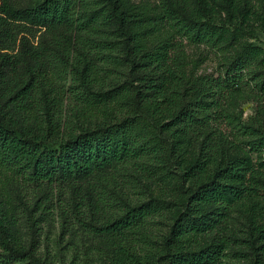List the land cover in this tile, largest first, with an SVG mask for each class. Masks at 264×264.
<instances>
[{
  "label": "trees",
  "instance_id": "obj_1",
  "mask_svg": "<svg viewBox=\"0 0 264 264\" xmlns=\"http://www.w3.org/2000/svg\"><path fill=\"white\" fill-rule=\"evenodd\" d=\"M154 11L0 0V263L264 264V0ZM53 203L60 257L36 239Z\"/></svg>",
  "mask_w": 264,
  "mask_h": 264
},
{
  "label": "rangeland",
  "instance_id": "obj_2",
  "mask_svg": "<svg viewBox=\"0 0 264 264\" xmlns=\"http://www.w3.org/2000/svg\"><path fill=\"white\" fill-rule=\"evenodd\" d=\"M132 3L135 4L140 10L144 13L155 14L154 8L157 4V0H132ZM166 32L162 31L160 34L155 36L152 41H156L165 37ZM260 45L264 47V36H262L258 42ZM187 58H188V70L195 75L201 74H211L216 71L218 68V62L215 56L209 52L206 47H201L200 49H196L195 47L188 45L186 48ZM63 70V65H58L56 68L57 74H59ZM66 86L71 85V80H66L63 83ZM255 105L248 104L245 106V118H248L254 114ZM0 189L1 192H6L9 190L6 184H1ZM53 189L47 187H41L39 189L30 188L29 191L22 192L17 191L19 195V201L26 202L32 200L33 194L36 193L37 198L42 197L44 194L50 197V199L55 200L50 195ZM44 200V198L42 199ZM43 203V201H41ZM50 208L52 209V213L48 215L46 221L39 222L40 229L37 232L36 239L38 242H41L42 250L46 252L47 246L49 245V249L55 253V256L60 257L62 248L59 246L61 231L59 227V219H58V210L56 203L51 204ZM41 212L36 214V217L40 216ZM44 220V219H43ZM21 231L20 235L24 238L26 242L31 237V234L28 232V227L25 225V221L21 220ZM66 239L68 237L66 236ZM66 253V252H65ZM70 256V254H69ZM4 264V263H0ZM9 264H22L17 262H10Z\"/></svg>",
  "mask_w": 264,
  "mask_h": 264
}]
</instances>
